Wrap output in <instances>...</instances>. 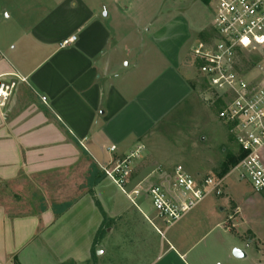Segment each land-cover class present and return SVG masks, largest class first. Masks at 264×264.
I'll return each instance as SVG.
<instances>
[{
  "label": "crops",
  "instance_id": "0c3cea01",
  "mask_svg": "<svg viewBox=\"0 0 264 264\" xmlns=\"http://www.w3.org/2000/svg\"><path fill=\"white\" fill-rule=\"evenodd\" d=\"M88 10L81 19L74 2L0 0V76L16 82L0 106V264H264V243L230 224L227 197L208 196L167 223L150 190H171L172 181L149 159L122 187L101 172L98 164L132 151L193 88L182 58L157 66L140 38L118 55L101 7ZM61 179H77L74 196ZM29 182L43 200H70L29 211L28 195L13 194Z\"/></svg>",
  "mask_w": 264,
  "mask_h": 264
},
{
  "label": "rangeland",
  "instance_id": "374dc122",
  "mask_svg": "<svg viewBox=\"0 0 264 264\" xmlns=\"http://www.w3.org/2000/svg\"><path fill=\"white\" fill-rule=\"evenodd\" d=\"M65 1L74 2L77 16L81 19L85 16L83 13L89 12H85L86 8L95 11L98 6L101 7V21L115 33V37L117 34L120 46L118 55H123L122 51L127 42L135 44L140 38L139 48L141 51L147 49L152 63L155 62L157 66L164 61L174 62L175 65L177 60L182 58L181 62L184 63L192 82L190 99L173 114L161 120L148 137L124 156L135 152L139 146L143 147L130 164L128 179L135 171L143 170L144 167L139 163L142 164L146 159L151 161L150 170L163 172L162 179L171 181L177 169L190 174L196 181L210 175L223 176L226 178L224 194L212 196L229 199L228 210L232 221L230 224L234 222L237 225L240 235L253 240L256 246L264 243V190L256 192L248 180L241 179L239 174L233 171V167L226 172L225 163L229 162L228 156L237 153L238 146L227 125L219 119L218 107H214L206 99V85L200 78L193 56L197 43L207 39L212 33L211 19L215 0H43V3L49 6L51 3ZM260 62L264 64V56L253 57L250 63L244 64L254 66ZM255 72L257 75L262 73L259 69ZM140 158L144 160L137 162ZM115 161L98 166L100 169L101 165L111 168ZM101 172L105 175L102 169ZM157 174L150 179H157ZM61 180L64 181L60 187L61 192L67 191L65 196H74L76 193L72 191L73 181L77 179ZM52 185H48V191L53 190ZM39 186L38 183L29 182L23 186L24 192L17 190L13 194L17 195V200L21 195H28V210L35 212L42 208L44 203L46 205L53 201L42 199L44 189ZM11 187L9 185L1 189L9 194ZM65 196L53 202L64 205L70 200ZM262 246L264 251V245Z\"/></svg>",
  "mask_w": 264,
  "mask_h": 264
},
{
  "label": "built area",
  "instance_id": "2783aa9c",
  "mask_svg": "<svg viewBox=\"0 0 264 264\" xmlns=\"http://www.w3.org/2000/svg\"><path fill=\"white\" fill-rule=\"evenodd\" d=\"M211 27L210 37L193 49L197 71L206 85V99L218 107L219 119L237 143L235 155L239 160L233 171L248 180L256 192H261L264 190V64L245 66L244 63L264 56V0H215ZM75 40L76 36L64 39L60 47H67ZM256 69L262 73L257 75ZM15 87V81L0 76L1 107L7 105ZM142 149L139 146L130 155L117 159L113 167L101 165V169L122 187L130 175L132 160ZM110 150L115 151L116 146ZM225 179L210 175L196 181L177 169L171 190L162 185L152 187L153 205L167 223H173L208 196L224 194Z\"/></svg>",
  "mask_w": 264,
  "mask_h": 264
},
{
  "label": "trees",
  "instance_id": "16d2710c",
  "mask_svg": "<svg viewBox=\"0 0 264 264\" xmlns=\"http://www.w3.org/2000/svg\"><path fill=\"white\" fill-rule=\"evenodd\" d=\"M228 161L227 163H225V170L227 172V170L230 169V167H234L236 165V163L238 162L239 158L235 155V154H232L230 156H228ZM99 206V202L97 203ZM108 221V217L104 215V224ZM102 228V227H101ZM99 229L96 237H95V240H94V244L98 242L99 238L101 237V233H102V229Z\"/></svg>",
  "mask_w": 264,
  "mask_h": 264
},
{
  "label": "water",
  "instance_id": "95a60500",
  "mask_svg": "<svg viewBox=\"0 0 264 264\" xmlns=\"http://www.w3.org/2000/svg\"><path fill=\"white\" fill-rule=\"evenodd\" d=\"M233 255L236 258H244L246 256V254L242 250H240V249H234Z\"/></svg>",
  "mask_w": 264,
  "mask_h": 264
},
{
  "label": "snow or ice",
  "instance_id": "6c2138e0",
  "mask_svg": "<svg viewBox=\"0 0 264 264\" xmlns=\"http://www.w3.org/2000/svg\"><path fill=\"white\" fill-rule=\"evenodd\" d=\"M245 43H247V41H245Z\"/></svg>",
  "mask_w": 264,
  "mask_h": 264
}]
</instances>
